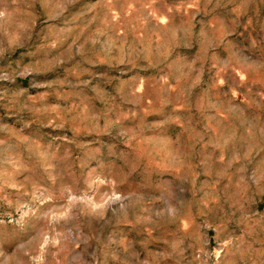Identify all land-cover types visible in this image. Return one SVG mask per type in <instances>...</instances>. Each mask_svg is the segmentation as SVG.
<instances>
[{
	"label": "rangeland",
	"instance_id": "rangeland-1",
	"mask_svg": "<svg viewBox=\"0 0 264 264\" xmlns=\"http://www.w3.org/2000/svg\"><path fill=\"white\" fill-rule=\"evenodd\" d=\"M0 264H264V0H0Z\"/></svg>",
	"mask_w": 264,
	"mask_h": 264
}]
</instances>
